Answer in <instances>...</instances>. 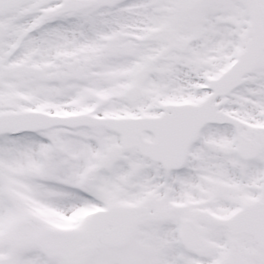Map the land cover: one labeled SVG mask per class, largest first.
Instances as JSON below:
<instances>
[{"label": "snow or ice", "instance_id": "snow-or-ice-1", "mask_svg": "<svg viewBox=\"0 0 264 264\" xmlns=\"http://www.w3.org/2000/svg\"><path fill=\"white\" fill-rule=\"evenodd\" d=\"M0 264H264V0H0Z\"/></svg>", "mask_w": 264, "mask_h": 264}]
</instances>
